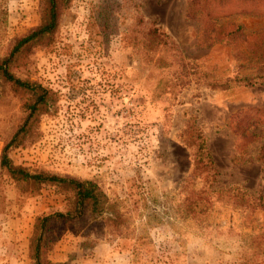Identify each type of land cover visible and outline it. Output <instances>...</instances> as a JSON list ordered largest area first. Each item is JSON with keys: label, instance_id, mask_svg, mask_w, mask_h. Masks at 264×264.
Segmentation results:
<instances>
[{"label": "rangeland", "instance_id": "374dc122", "mask_svg": "<svg viewBox=\"0 0 264 264\" xmlns=\"http://www.w3.org/2000/svg\"><path fill=\"white\" fill-rule=\"evenodd\" d=\"M42 3L0 0V59ZM11 66L33 87L0 74V264H34L37 217L73 200L11 174L13 139L14 165L96 187L52 263L264 264V0H59Z\"/></svg>", "mask_w": 264, "mask_h": 264}, {"label": "trees", "instance_id": "16d2710c", "mask_svg": "<svg viewBox=\"0 0 264 264\" xmlns=\"http://www.w3.org/2000/svg\"><path fill=\"white\" fill-rule=\"evenodd\" d=\"M58 2L59 0H43L41 5L42 21L40 25L32 29L25 37L15 40L9 56L0 59V74L7 80L13 81L15 84L26 89L33 87L30 81L22 80L12 72L11 62L23 48L31 46L38 40L45 39L53 34L57 26ZM45 93L46 90L41 88V94L39 95L41 100L44 98ZM35 110L38 111L39 108H33L32 114L35 113ZM12 142H14V139L5 148L3 165L9 169L14 177L56 181L62 183V186L69 187L71 192H73V200L70 202L71 205L66 211H52L51 213H43L37 217L33 233L30 237L29 256L34 264H55L47 258V252L53 249L59 240L60 236L56 235L59 226L58 223L63 222L66 225L72 218L80 215L82 213L81 208L86 202L92 205L93 211H96V204H98V195L95 192L96 187L91 182L49 175L48 173L31 174L24 167L14 165L7 155V150ZM262 149L264 151V144Z\"/></svg>", "mask_w": 264, "mask_h": 264}]
</instances>
